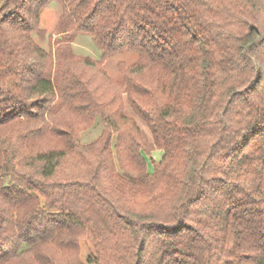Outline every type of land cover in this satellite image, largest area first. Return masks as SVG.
<instances>
[{
  "label": "trees",
  "instance_id": "obj_1",
  "mask_svg": "<svg viewBox=\"0 0 264 264\" xmlns=\"http://www.w3.org/2000/svg\"><path fill=\"white\" fill-rule=\"evenodd\" d=\"M50 1L0 0V264H264V0H53L101 51L56 63Z\"/></svg>",
  "mask_w": 264,
  "mask_h": 264
},
{
  "label": "rangeland",
  "instance_id": "obj_2",
  "mask_svg": "<svg viewBox=\"0 0 264 264\" xmlns=\"http://www.w3.org/2000/svg\"><path fill=\"white\" fill-rule=\"evenodd\" d=\"M60 6L57 1H50L47 3L40 12V29L44 37L34 35L36 42L48 50L52 56L54 63L58 62L61 53L64 51H72L77 54L85 55L93 59H99L101 57V51L95 44L91 36L84 32H77L73 35L62 32V25L59 20ZM137 58V54L132 50H122L114 54H111L103 59L101 64L102 69L112 79V81L121 80V71L119 63L125 66L133 63ZM115 84V83H114ZM124 111L132 116L142 134L143 140L148 145L150 152L144 154L146 160L147 171L152 170V160L159 159L161 150L152 146L151 135L147 125L143 120L132 114L129 106L125 103ZM83 117L75 116L74 120L79 124L83 123ZM102 124L99 118V114H95L93 120L88 126L81 128L78 132V140L81 144H88L93 141L100 133ZM114 138V137H113ZM111 149V147H110ZM112 156L114 157V150L111 149ZM115 158V157H114ZM119 169V168H118ZM42 200L43 197L41 196ZM93 250L91 243L86 238L79 239V256L82 260H85L86 255Z\"/></svg>",
  "mask_w": 264,
  "mask_h": 264
}]
</instances>
